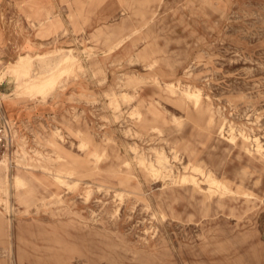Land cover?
<instances>
[{
  "label": "rangeland",
  "instance_id": "obj_1",
  "mask_svg": "<svg viewBox=\"0 0 264 264\" xmlns=\"http://www.w3.org/2000/svg\"><path fill=\"white\" fill-rule=\"evenodd\" d=\"M81 79L99 130L0 154V264H264V0H0L2 107Z\"/></svg>",
  "mask_w": 264,
  "mask_h": 264
},
{
  "label": "crops",
  "instance_id": "obj_2",
  "mask_svg": "<svg viewBox=\"0 0 264 264\" xmlns=\"http://www.w3.org/2000/svg\"><path fill=\"white\" fill-rule=\"evenodd\" d=\"M2 91L5 89L2 88ZM0 94L3 92L0 91ZM7 95L11 96L12 93ZM2 105L5 114L21 134L41 145H47L46 141L52 138L55 131H60L66 142L78 144L80 140L76 136H82V140H85L86 134H93L91 127L94 132L99 130V122L91 117L97 110L90 103V88L89 85L86 87L84 79L74 80L64 90L45 99L11 96Z\"/></svg>",
  "mask_w": 264,
  "mask_h": 264
},
{
  "label": "bare ground",
  "instance_id": "obj_3",
  "mask_svg": "<svg viewBox=\"0 0 264 264\" xmlns=\"http://www.w3.org/2000/svg\"><path fill=\"white\" fill-rule=\"evenodd\" d=\"M21 58V59H20ZM26 59L27 57L26 56H20L19 57V59L16 61V63H15V65H13V69L14 70H16V71H21V70H25V68H27V66H26V64H27V59L24 61L23 59ZM68 59V58H67ZM70 59H71V56H70ZM70 59H68L69 61H71ZM22 60L24 61V62H22ZM64 59H62L61 61H63ZM30 62V61H29ZM65 63H64V68H67L68 66H67V62L66 61H64ZM26 63V64H25ZM61 63H63V62H61ZM30 65V64H29ZM28 65V66H29ZM62 65V64H61ZM63 67V66H62ZM26 71V70H25ZM56 71V70H55ZM27 72V71H26ZM52 72V71H51ZM54 72V71H53ZM28 73V72H27ZM21 74H23V73H21ZM49 74V73H48ZM60 73H58V75H59ZM23 75L25 76V77H23ZM23 75H20V79L18 78L17 80V83L19 84V85H23L22 87L24 88L25 86H24V84L27 82L26 81V76L28 75L29 76V74H23ZM50 75V74H49ZM53 75H54V73H53ZM55 75H57V74H55ZM55 75H54V77H55ZM48 76V75H47ZM47 76L45 75V76H42L40 79H36V80H33L32 78H31V80H33L32 82H33V84H32V86H31V88H32V90H35V94L37 95V94H39L40 96H43V95H45V94H47L50 90H52L53 88H54V86L55 85H53V83L51 82V80L49 79V78H47ZM51 76V75H50ZM3 78V77H2ZM6 78V77H5ZM5 78H3V79H1V82H3L4 80H5ZM52 78V77H51ZM29 80H30V78H28ZM26 81V82H25ZM53 81H55V80H53ZM29 82V81H28ZM29 84V83H28ZM28 84H26V85H28ZM55 84V83H54ZM29 86V85H28ZM27 88V87H26ZM30 88V87H29ZM1 163V162H0ZM2 167V169L4 170V171H8L9 169H8V165L5 163V164H3V165H1ZM206 177H207V181H209L210 183H212V184H217L218 183V181L216 180V179H214L213 178V176L212 175H210V174H208V175H206Z\"/></svg>",
  "mask_w": 264,
  "mask_h": 264
},
{
  "label": "built area",
  "instance_id": "obj_4",
  "mask_svg": "<svg viewBox=\"0 0 264 264\" xmlns=\"http://www.w3.org/2000/svg\"><path fill=\"white\" fill-rule=\"evenodd\" d=\"M20 138L16 125L7 117L0 103V154L11 157L19 149Z\"/></svg>",
  "mask_w": 264,
  "mask_h": 264
}]
</instances>
